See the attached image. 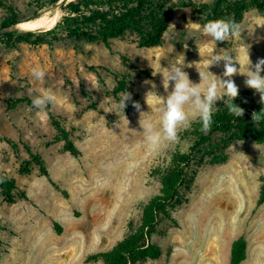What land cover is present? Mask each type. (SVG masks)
Returning <instances> with one entry per match:
<instances>
[{
	"label": "rangeland",
	"instance_id": "rangeland-1",
	"mask_svg": "<svg viewBox=\"0 0 264 264\" xmlns=\"http://www.w3.org/2000/svg\"><path fill=\"white\" fill-rule=\"evenodd\" d=\"M59 2L39 10L36 0H19L23 22L45 19L52 23L17 32L53 28L64 15ZM4 12L0 7V21ZM37 12L39 16L31 18ZM239 25L254 65L264 58V16L250 8ZM202 28L200 16L189 5L174 7L164 43L153 47L140 46L134 34L112 39L111 49L103 42L70 38L53 45L10 46L0 36V170L29 197L8 203L0 191V264H104L90 257L110 250L131 225L139 224L145 204L160 193L173 154L188 151L192 144L184 135L186 129L178 130L176 142L157 146L145 142L140 114L144 112L141 118H150L159 128L162 101L151 95L146 98L151 85L144 81L154 83L157 94L165 97L172 82L165 90L161 73L169 63L184 61L183 70L199 84V69L206 70L221 49L231 52L241 72L246 71L248 46L243 40L217 45L203 35ZM36 66L46 73L44 80L32 76ZM209 67L225 78L223 62ZM124 77L132 100L126 101L123 112L118 106L123 92L116 95L114 90L117 79ZM232 79L239 89L236 98L261 103L259 94L246 86L245 75L237 73ZM44 92L54 95L52 111L70 130L78 156L58 139L45 110L41 113L26 103L9 107L10 100L33 99ZM133 100L140 104L139 111ZM222 105V100L217 101V107ZM186 114L191 124L198 119L187 109ZM226 139L217 134L214 150L207 152L220 149L227 160L211 163L206 155L201 163L192 162V187L181 189L182 202L171 210V219L160 218L153 236L162 249L161 257L139 264H230L233 243L240 237L247 242V257L241 264H264V203L257 204L264 176V143L251 138L225 143ZM26 143L42 155L49 176L38 166L29 174L20 172L23 160L29 158Z\"/></svg>",
	"mask_w": 264,
	"mask_h": 264
},
{
	"label": "trees",
	"instance_id": "trees-1",
	"mask_svg": "<svg viewBox=\"0 0 264 264\" xmlns=\"http://www.w3.org/2000/svg\"><path fill=\"white\" fill-rule=\"evenodd\" d=\"M19 0H0V7L5 14L0 21V28H8L24 21L21 17L17 2ZM60 0H36L39 10ZM172 0H73L62 4L64 15L57 24L46 31L40 29L0 34L5 36L10 46L17 44L53 45L64 38L86 40L89 42H103L111 49V40L124 38L134 34L140 46L153 47L164 43V36L173 19L175 6H193L194 12L200 16L204 26L210 22L240 23L244 14L250 8H256L264 16V0H213L212 2L195 3L192 0H182L178 4ZM37 12L31 18H37ZM124 61H129L125 56ZM95 69V67H91ZM118 85L114 94L126 91L127 79H117ZM85 92L87 90L83 87ZM90 97V96H89ZM32 99L20 97L9 101L10 109L26 103L31 105ZM234 103L244 109V115L235 117L228 110L226 104L217 107L213 113V123L207 132L197 119L184 135L191 141L188 151H176L170 166L165 170L161 179V190L144 206L141 220L137 226H130V232L110 250L92 255L90 259H102L104 264H139L141 261L157 260L162 255L161 247L153 241L158 232L160 218L171 219V210L182 202L181 189H190L194 176L190 173V165L194 161L202 162L209 155L211 163L227 160V155L214 150V138L217 134L227 136L225 143L236 139L251 138L264 143V122L255 125L252 114L264 109V105L247 97H240ZM95 107V106H94ZM51 124L58 132V139L64 140L65 148L74 156L80 150L72 138L70 130L61 118L52 111L51 104L45 109ZM14 148L18 144L8 139ZM29 158L23 160L20 166L22 174L32 172L38 166L41 173L49 176L42 155L35 152L29 144H24ZM200 158V160H199ZM207 158V157H206ZM260 196L258 206L264 203V176L261 177ZM0 191L8 203L18 200H28L27 193L20 189L16 180L5 171L0 170ZM0 239V250L2 247ZM247 257V242L245 238L236 239L232 246L230 264H241Z\"/></svg>",
	"mask_w": 264,
	"mask_h": 264
},
{
	"label": "clouds",
	"instance_id": "clouds-1",
	"mask_svg": "<svg viewBox=\"0 0 264 264\" xmlns=\"http://www.w3.org/2000/svg\"><path fill=\"white\" fill-rule=\"evenodd\" d=\"M203 35L217 45H223L229 40H243L240 25L235 22H210L203 26ZM246 44V43H245ZM246 71L241 72V64L237 61L231 52L221 49L220 55H213L206 70L201 71L199 68L200 83H194L187 72L183 69L186 66L183 63H169L163 76V85L165 90L168 89L169 82H172V90L165 97H161L156 92V85L151 81H144L145 84L151 85V90L147 92L146 98L151 95L154 99L162 101L159 105L161 113L160 127L157 128L152 120L148 117L141 118L139 125L144 132L146 143L157 146L163 141L176 142L178 140V130L187 129L191 126V121L186 114V109L196 114L199 119L202 131L207 132L213 123V113L217 108V101H223L228 110L235 117L240 118L244 115V109L234 103L238 96V86L233 81L234 74H243L246 76L245 84L247 87L254 89L259 94L261 103H264V58H259L253 65L249 59L246 44ZM215 50V49H214ZM223 62V77L219 78L210 70V65L219 67ZM237 64L239 67H237ZM160 73V72H159ZM32 76L37 80H44L46 73L36 66L32 69ZM132 100V95L128 91L121 93L118 102L119 108L124 112L126 101ZM55 102V97L50 92H44L34 96L31 101L33 108L41 113L48 105ZM136 110H140V104L132 101ZM252 121L255 125L264 122V109L252 114Z\"/></svg>",
	"mask_w": 264,
	"mask_h": 264
},
{
	"label": "bare ground",
	"instance_id": "bare-ground-1",
	"mask_svg": "<svg viewBox=\"0 0 264 264\" xmlns=\"http://www.w3.org/2000/svg\"><path fill=\"white\" fill-rule=\"evenodd\" d=\"M52 22L45 20V19H36L33 21L21 22L18 24V27L23 29H36L45 25H50Z\"/></svg>",
	"mask_w": 264,
	"mask_h": 264
},
{
	"label": "water",
	"instance_id": "water-1",
	"mask_svg": "<svg viewBox=\"0 0 264 264\" xmlns=\"http://www.w3.org/2000/svg\"><path fill=\"white\" fill-rule=\"evenodd\" d=\"M66 0H60L59 3H64ZM21 23V22H20ZM20 28L18 27V24L12 27L8 28H0V34L10 33V32H17Z\"/></svg>",
	"mask_w": 264,
	"mask_h": 264
}]
</instances>
